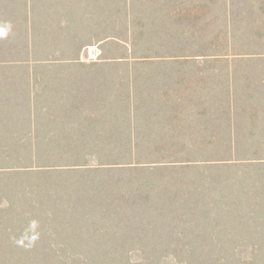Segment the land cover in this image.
I'll return each instance as SVG.
<instances>
[{"label":"trees","instance_id":"1","mask_svg":"<svg viewBox=\"0 0 264 264\" xmlns=\"http://www.w3.org/2000/svg\"><path fill=\"white\" fill-rule=\"evenodd\" d=\"M226 1L0 0V264H264V44Z\"/></svg>","mask_w":264,"mask_h":264},{"label":"rangeland","instance_id":"2","mask_svg":"<svg viewBox=\"0 0 264 264\" xmlns=\"http://www.w3.org/2000/svg\"><path fill=\"white\" fill-rule=\"evenodd\" d=\"M226 8L225 16L227 22H229L227 25L229 24L230 29L235 28L237 30L235 36H232L233 33L227 36L228 43L256 41L264 44V12L262 11L264 10V0H227ZM224 26L219 27L224 29ZM258 34L260 37H258ZM210 35H212V32ZM225 38L226 36L220 41H226ZM210 40L211 37L202 39V41ZM97 54V49L90 48L87 58L94 59Z\"/></svg>","mask_w":264,"mask_h":264},{"label":"crops","instance_id":"3","mask_svg":"<svg viewBox=\"0 0 264 264\" xmlns=\"http://www.w3.org/2000/svg\"><path fill=\"white\" fill-rule=\"evenodd\" d=\"M257 1H259V0H257ZM260 9V8H259ZM263 12H264V10H262ZM264 14V13H263Z\"/></svg>","mask_w":264,"mask_h":264}]
</instances>
